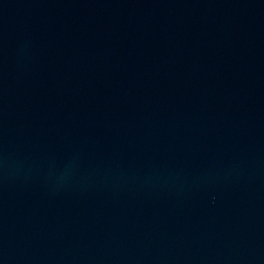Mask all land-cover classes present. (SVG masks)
<instances>
[{"label":"water","instance_id":"water-1","mask_svg":"<svg viewBox=\"0 0 264 264\" xmlns=\"http://www.w3.org/2000/svg\"><path fill=\"white\" fill-rule=\"evenodd\" d=\"M60 264H264V220L182 232Z\"/></svg>","mask_w":264,"mask_h":264}]
</instances>
